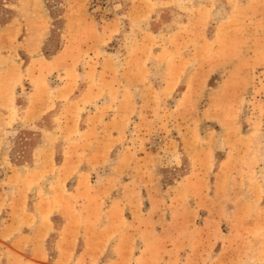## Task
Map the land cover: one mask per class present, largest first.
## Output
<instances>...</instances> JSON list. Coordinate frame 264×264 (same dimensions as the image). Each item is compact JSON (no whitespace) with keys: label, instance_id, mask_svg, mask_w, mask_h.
<instances>
[{"label":"rangeland","instance_id":"1","mask_svg":"<svg viewBox=\"0 0 264 264\" xmlns=\"http://www.w3.org/2000/svg\"><path fill=\"white\" fill-rule=\"evenodd\" d=\"M0 20V264H264V0Z\"/></svg>","mask_w":264,"mask_h":264},{"label":"crops","instance_id":"2","mask_svg":"<svg viewBox=\"0 0 264 264\" xmlns=\"http://www.w3.org/2000/svg\"><path fill=\"white\" fill-rule=\"evenodd\" d=\"M35 240H38V236H34ZM33 239V240H34ZM162 255L160 253L157 254L156 259L161 258ZM45 256L44 254L41 256V260H44ZM111 261V260H110ZM116 261V260H114ZM34 264H45V262H33ZM58 264H97L98 262H55ZM1 264H4L1 263ZM104 264H169V262H165V259H163L162 262H104Z\"/></svg>","mask_w":264,"mask_h":264},{"label":"trees","instance_id":"3","mask_svg":"<svg viewBox=\"0 0 264 264\" xmlns=\"http://www.w3.org/2000/svg\"><path fill=\"white\" fill-rule=\"evenodd\" d=\"M1 21V20H0Z\"/></svg>","mask_w":264,"mask_h":264}]
</instances>
